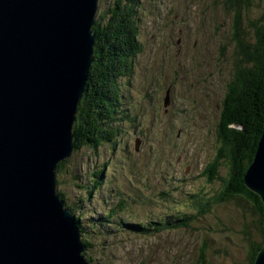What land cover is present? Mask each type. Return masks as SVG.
Wrapping results in <instances>:
<instances>
[{"label":"rangeland","instance_id":"rangeland-1","mask_svg":"<svg viewBox=\"0 0 264 264\" xmlns=\"http://www.w3.org/2000/svg\"><path fill=\"white\" fill-rule=\"evenodd\" d=\"M108 2L98 0L96 18L105 13ZM263 8L264 2L246 14L240 10L246 47L257 42L248 19H257ZM138 17L137 40L142 52L122 90L134 100V108H128L126 115L134 114L133 125L140 129L126 125L121 130L125 137L118 138L114 148L107 144L96 151L87 147L74 151L56 171V192L62 195L59 198L65 207L80 218L85 232L90 228L88 222L93 230L107 229L109 235L95 230L91 239L86 237L92 244L93 264H195L204 240L210 264H248L247 254L262 237L255 231L257 218L251 205L244 201L209 205L212 212L188 229L150 237L121 233L116 225L124 220L140 223L153 213L162 216L165 208L157 192H165L174 208L181 209L187 194L210 200L221 189L219 179L211 186L200 173L216 154L213 127L219 112L214 103L222 100L238 52L233 36L235 16L224 0H140ZM167 90L170 99L165 107ZM141 133L143 137L133 138ZM136 138L140 140L137 152ZM102 167L103 178L93 188L94 174ZM227 172L225 162L219 177L226 178ZM120 192L131 206L115 216L118 221H110L106 215L115 211L114 195ZM104 218L107 224L102 222Z\"/></svg>","mask_w":264,"mask_h":264},{"label":"water","instance_id":"water-1","mask_svg":"<svg viewBox=\"0 0 264 264\" xmlns=\"http://www.w3.org/2000/svg\"><path fill=\"white\" fill-rule=\"evenodd\" d=\"M96 9L97 0H0V264H88L56 167L74 151ZM243 183L264 216V127Z\"/></svg>","mask_w":264,"mask_h":264},{"label":"trees","instance_id":"trees-1","mask_svg":"<svg viewBox=\"0 0 264 264\" xmlns=\"http://www.w3.org/2000/svg\"><path fill=\"white\" fill-rule=\"evenodd\" d=\"M263 2L264 0H224L235 16L233 36L238 52L232 67L233 77L229 93L222 100L219 123L214 130L219 147L213 159L200 173L205 178V182L211 186L219 179L222 184L221 189L216 191L210 200H205L196 193L187 194L182 201L184 206L181 209L174 208V201L171 203L169 195L165 192H157V197L163 201L161 205L165 208L164 214L161 216L153 213L151 217L140 223L129 222L130 220L119 221L116 225L121 233L150 237L185 230L191 223L197 222L200 218L205 219L206 215L212 212L209 205L221 206L229 201H244L245 205L246 203L251 205L250 209L257 218L254 221L255 231L262 237V242L254 244L251 253L247 254V263L253 264L257 253L264 249L262 204L260 198L249 191L243 183L244 175L253 161L264 127V8L261 9L257 19H248L249 27L257 36L256 44L246 47L241 38L240 28L242 19L240 10L243 9L246 14L252 7H260ZM139 8L140 0H116L106 11L110 13L106 23H104L106 18L104 13L94 20L91 30L95 39L86 91L78 103L72 126V135L76 141L74 151L82 147L92 150L99 147L101 149L106 144H113L114 148L117 144L122 130L121 123L127 119L126 114L122 116L119 105L120 80L130 76L128 72L133 71L134 59L142 52L137 40ZM225 162L228 172L226 178L221 179L219 168L225 165ZM64 163H59L56 171H59ZM103 171L102 167L94 174L97 181L92 183L93 188L100 184ZM92 189L88 192V196L92 194ZM59 196L63 198L62 195ZM147 201L150 200L147 199ZM130 206L122 192L115 193L112 206L115 211L107 214L106 218L109 217L110 221H118L115 216L123 214ZM69 210L72 212L70 208ZM168 211L171 212L168 213ZM72 215L74 216L73 212ZM106 218L102 222L107 224ZM75 220L81 231V241L86 248L84 258L88 264H93L89 254L92 244L86 237L91 239L90 233H94L95 230L109 235L106 233L107 229L97 227L93 230L91 223L88 222L87 225L90 228L85 232L80 218L75 217ZM218 228H215L216 233L219 231ZM226 238L229 240L228 237ZM201 243L195 264H210L211 261L206 260L205 255L208 249L207 244L205 240Z\"/></svg>","mask_w":264,"mask_h":264},{"label":"flooded vegetation","instance_id":"flooded-vegetation-1","mask_svg":"<svg viewBox=\"0 0 264 264\" xmlns=\"http://www.w3.org/2000/svg\"><path fill=\"white\" fill-rule=\"evenodd\" d=\"M128 74L129 75H132V71H129ZM231 83H232V79H230L229 81H227V83L224 85V91H223V94H222V98H224V97H226L228 95V93H229V86L231 85ZM133 102H134V100H131V98L126 102V106L124 108L125 111H128V108H132V109L134 108L133 107ZM170 104L172 105L173 102L170 101ZM214 108H215V111H218L220 113V110H221V102H215L214 103ZM127 117L136 120V117H134V114H132L130 116H127ZM217 124H218V121L216 123H214V129L213 130H215ZM131 129H137V128L134 126V127H131ZM138 136H142L143 137L144 135L143 134H139V135L138 134L137 135L135 134L133 138L138 137ZM124 137H125V134L122 133L120 135V138H124ZM135 141H138L140 143V140L138 138H136Z\"/></svg>","mask_w":264,"mask_h":264},{"label":"clouds","instance_id":"clouds-1","mask_svg":"<svg viewBox=\"0 0 264 264\" xmlns=\"http://www.w3.org/2000/svg\"><path fill=\"white\" fill-rule=\"evenodd\" d=\"M114 1H116V0H109V2H108V8L106 9V11L108 10V9H110L111 8V6L113 5V3H114ZM106 11H105V13L103 14L104 16H106V18H105V20H104V23H106L107 21H108V19H109V17H110V13H106ZM97 12H98V0H97V9H96V14H95V18H96V15H97ZM110 12V11H109ZM95 20V19H94ZM93 24H94V22H93ZM92 29V28H91ZM92 31V30H91ZM233 67V66H232ZM232 77H233V72H232V75H231V78L230 79H232ZM229 79V80H230ZM228 80V81H229ZM167 91H169V90H167ZM166 94V93H165ZM169 99H170V96L168 95V105H169ZM224 98H222V100H223ZM222 100H221V104H222ZM167 105V106H168ZM221 111V110H220ZM220 114V113H219ZM218 123H219V117H218ZM218 125V124H217ZM217 127V126H216ZM213 129H214V127H213ZM216 129V128H215ZM262 134V133H261ZM261 137V136H260ZM217 141V140H216ZM107 145V144H106ZM218 147H219V144H218ZM217 147V148H218ZM88 149H90V148H88ZM257 149V148H256ZM92 150V149H91ZM97 150V148L95 149V150H93V151H96ZM217 150V149H216ZM100 151V150H99ZM74 152V151H73ZM99 154V152L97 153V154H95L96 156ZM81 232V231H80Z\"/></svg>","mask_w":264,"mask_h":264}]
</instances>
